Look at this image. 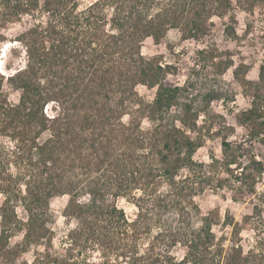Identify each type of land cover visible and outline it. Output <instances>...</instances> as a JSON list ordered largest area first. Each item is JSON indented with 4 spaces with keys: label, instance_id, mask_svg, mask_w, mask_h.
Segmentation results:
<instances>
[{
    "label": "trees",
    "instance_id": "trees-1",
    "mask_svg": "<svg viewBox=\"0 0 264 264\" xmlns=\"http://www.w3.org/2000/svg\"><path fill=\"white\" fill-rule=\"evenodd\" d=\"M217 1L96 0L79 10L78 0H0V28L32 21L14 37L25 63L0 73V135L12 145L0 149V264H26L18 251L46 238L50 201L64 195L76 225L52 264H264V235L245 249L239 224L226 216L230 239H216L217 215L203 214L196 202L207 190L226 189L233 201L251 200L261 216L264 158L254 150L264 147V93L236 115L242 132L235 142L222 140L220 157L198 162L197 119L222 94L210 89L198 105L185 95L193 84L174 83L171 66L141 52L144 40L159 43L171 28L204 36ZM258 81L264 87V62ZM4 82L18 92L16 103ZM139 87L154 90L153 98L145 100ZM119 196L137 206L134 219L115 205ZM16 202L25 219L14 214ZM18 231L22 240L11 246ZM83 233L99 247L101 263L74 259ZM177 247L181 258L171 252Z\"/></svg>",
    "mask_w": 264,
    "mask_h": 264
},
{
    "label": "rangeland",
    "instance_id": "rangeland-1",
    "mask_svg": "<svg viewBox=\"0 0 264 264\" xmlns=\"http://www.w3.org/2000/svg\"><path fill=\"white\" fill-rule=\"evenodd\" d=\"M95 1L78 0L79 10ZM211 9L212 14L207 21L210 29L201 38L190 37L187 31L171 28L159 43L148 38L141 44L144 58L162 66H171L168 78L174 83L181 86L188 82L193 84L185 95L196 98L198 105L205 92L210 89H218L222 94L221 99L212 101L208 109L199 114L195 127V135L201 138L203 146L197 150L194 159L205 163L209 162L210 154L221 156L222 140L235 142L242 132L236 115L249 108L252 96L264 93V87L258 81V67L264 62V0H221L213 3ZM22 18L19 22L5 24L0 28V71L5 76L21 68L26 60L23 48L14 41L18 31L32 22L29 17ZM225 26H228L226 32ZM4 87L8 88L5 82ZM7 91L10 103H16L18 92L10 87ZM138 92L145 100L153 98L154 90L139 87ZM47 113L51 114L50 107ZM124 121H127L126 117ZM141 126L148 130L151 124L144 119ZM11 146V141L0 135V149H10ZM254 151L264 158L263 146L256 145ZM261 188H264V181ZM86 198H80V201ZM3 200L4 196L0 195V205ZM68 202L69 197L66 195L57 196L50 201L45 216L46 238L38 244L30 245L25 251H18L19 262L52 264L51 260L55 255L67 251L68 231L76 225L68 216L69 210L66 211ZM196 202L203 214L217 215L212 225L216 239L225 238L226 243L230 239L232 228L224 222L226 216H231L239 224V240L245 249L254 247L259 236L264 235V227H261L264 207L261 216L253 214L251 200L233 201L228 190L224 189L216 192L207 190L204 195L196 198ZM114 203L124 211L129 220L134 219L138 213L137 206L122 196L114 199ZM10 206L14 208L17 217L26 218L18 202L11 203ZM193 222L196 223L197 220ZM22 237V231L11 234L10 245L19 244ZM85 239L86 235L83 233L79 237V247L73 251L74 259L101 263L104 259L98 253L99 247L97 244L92 245L90 241L85 242ZM171 252L176 258H181L184 251L182 247H177ZM113 256L114 253H110L108 259H113ZM42 257L49 259V262L43 261Z\"/></svg>",
    "mask_w": 264,
    "mask_h": 264
},
{
    "label": "clouds",
    "instance_id": "clouds-1",
    "mask_svg": "<svg viewBox=\"0 0 264 264\" xmlns=\"http://www.w3.org/2000/svg\"><path fill=\"white\" fill-rule=\"evenodd\" d=\"M1 72V71H0ZM1 74H3L2 72H1ZM3 75H5V74H3Z\"/></svg>",
    "mask_w": 264,
    "mask_h": 264
},
{
    "label": "bare ground",
    "instance_id": "bare-ground-1",
    "mask_svg": "<svg viewBox=\"0 0 264 264\" xmlns=\"http://www.w3.org/2000/svg\"><path fill=\"white\" fill-rule=\"evenodd\" d=\"M3 51V50H2Z\"/></svg>",
    "mask_w": 264,
    "mask_h": 264
}]
</instances>
